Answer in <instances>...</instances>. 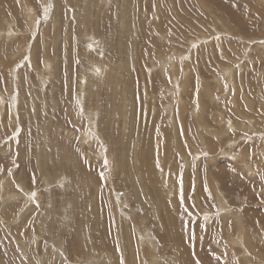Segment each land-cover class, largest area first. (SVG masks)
Returning <instances> with one entry per match:
<instances>
[{
	"label": "rangeland",
	"instance_id": "obj_1",
	"mask_svg": "<svg viewBox=\"0 0 264 264\" xmlns=\"http://www.w3.org/2000/svg\"><path fill=\"white\" fill-rule=\"evenodd\" d=\"M20 1L0 264H264V0Z\"/></svg>",
	"mask_w": 264,
	"mask_h": 264
},
{
	"label": "bare ground",
	"instance_id": "obj_2",
	"mask_svg": "<svg viewBox=\"0 0 264 264\" xmlns=\"http://www.w3.org/2000/svg\"><path fill=\"white\" fill-rule=\"evenodd\" d=\"M22 1H24V0H21L20 3H21ZM30 2H31V1H30ZM48 2H49V1H48ZM4 3H5V2H4ZM8 3H9V2H8ZM26 3H28V2H26ZM41 3H42V2H41ZM44 3H45V2H44ZM13 4H14V3H13ZM22 4H23L24 8H27L28 5L26 6V4H25L24 2H23ZM33 4H35V3H33ZM38 4H39V3H38ZM47 5H48V4H47ZM47 5H46V6H47ZM62 5H63V4H62ZM8 6H9V5H8ZM20 7L22 8V6H20ZM42 7H43V6H42ZM13 8H14V7H13ZM45 8H46V7H45ZM17 9H18V8H17ZM17 9H16V10H17ZM22 9H23V8H22ZM28 9H29V7H28ZM32 9H33V8H32ZM59 9H60V8H59ZM13 10H15V9H13ZM13 10H12V12H14ZM22 11H23V10H22ZM24 11H25V9H24ZM45 11H46V10H45ZM15 12H16V11H15ZM25 12H26V11H25ZM32 12H33V11H32ZM57 12H58V11H57ZM57 12H56V13H57ZM155 12H156V11H155ZM49 13H50V12H49ZM54 13H55V12H54ZM44 14H45V13H44ZM12 16H13V15H12ZM14 16H15V15H14ZM18 16H19V15H18ZM16 17H17V16H16ZM48 17H49V14H48ZM53 18H54V17H53ZM12 19H13V17H12ZM36 20H38V19H36L34 13H32V16L30 17L31 29H30V32H29L31 35H32V34L35 35L36 32H37V29L41 30V27H40V26H45V25H41V24H39V26L36 27V26L34 25L35 22H36ZM16 22H17V21H16ZM43 22H44V21H43ZM54 22H55V21H53V23H54ZM6 24H8V23L6 22ZM0 26H1V25H0ZM10 26H11V25H10ZM8 27H9V26H8ZM39 27H40V28H39ZM5 28H6V27H5ZM6 30H8V29H6ZM8 31H9V30H8ZM13 32H14V31H13ZM1 33H2V35H1L2 39L4 38V36H7V37L9 38L10 36L13 35V34L10 35L12 32H11V33L8 32V33H9V34H8L7 31H2ZM5 38H6V37H5ZM6 39H7V38H6ZM86 39L88 40V38H86ZM84 40H85V39H84ZM85 42H86V41H85ZM73 43H74V41H73ZM3 44H4V43H3ZM73 46H74V44H73ZM95 46H96V45H95ZM25 47H27V46H25ZM25 47H24V48L21 47L22 52H25V50H26ZM91 47H94V46L91 45ZM97 49H98V48H97ZM259 49H260V48H259ZM21 50H20V51H21ZM86 51H88V50H86ZM89 51H90V50H89ZM45 52H46V51H45ZM98 56H99V55H98ZM169 61H170V60H169ZM49 62H50V61H48L46 57L43 58L42 70H44L46 73H47V70L50 69V63H49ZM52 63H53V62H52ZM92 65H93V68H96V66H99V65H96L95 63H92L91 66H92ZM32 66H33V68H36V67H34V64L31 65V68H32ZM102 68H103V67H102ZM96 71H97V70H96ZM47 75H49V74H47ZM88 75H89V73H88ZM40 77H41V76H40ZM89 77H90V75H89ZM92 77H93V76H92ZM46 80H47V79H46ZM40 83H41V82H40ZM24 84H25V83H24ZM21 86H22V85H21ZM27 86H28V85H27ZM95 95H96V94H95ZM92 96H93V95H92ZM27 97H28V96H27ZM86 99H87V98H86ZM83 111H84V110H83ZM198 111H199V110H198ZM200 113H201V112H200ZM176 115H177V114H176ZM174 117H177V116H174ZM88 118H89V117H88ZM172 119H173V118H172ZM87 120H88V119H87ZM178 120H180V119H178ZM194 120H195V119H194ZM194 120H193V121H194ZM89 121H91V118H90ZM174 121H175V119H174ZM200 121H202V122L204 121V119H203V117L201 116V114H200V116H198V122H200ZM175 123H176V122H175ZM90 124H91V123H90ZM201 124H202V123H201ZM103 126H104V125H103ZM89 127H90V126H89ZM197 128H198V127H197ZM203 128H204V127H203ZM58 130H59V129H58ZM183 130H184V129H183ZM202 130H203L204 132L206 131V129H202ZM235 132H236V131H235ZM206 133H207V132H206ZM202 134H203V133H202ZM204 134H205V133H204ZM212 134H213L212 137H215L214 135H216V134H217L216 137L220 136L219 133H212ZM206 135H207L208 137H211L210 134H208V133H207ZM221 135H223V133H222ZM204 136H205V135H204ZM207 136H206V137H207ZM202 137H203V136H202ZM212 137H211V139H212ZM227 137H228V136H227ZM246 138H247V137H246ZM207 139H208V138H207ZM207 139H206V142H208V143L213 142V141H211L210 138H209L210 141H209V140L207 141ZM218 139H219V137H218ZM213 140H214V139H213ZM216 140H217V139H216ZM231 140H232V139H231ZM229 141H230V140H229ZM233 142H234V141H233ZM223 145H225V144H223ZM225 147H226V146H225ZM223 148H224V147H223ZM223 148H222V149H223ZM204 149H205V148H204ZM225 149H226V148H224V150H225ZM224 150L222 151V153H224ZM207 151H208V150H206V152H207ZM204 152H205V151H204ZM206 152H205V153H206ZM207 153H208V152H207ZM226 155H227V154H226ZM230 156H232V155H230ZM245 160H246V159H245ZM156 162H157L156 164H159V163H160V160H156ZM236 163H237V162H236ZM240 163H243V161H241V159L239 160V163H237V164L241 165ZM235 167H236V166H235ZM244 167H245V166H244ZM237 173H238V172H237ZM239 173H240V172H239ZM159 180L161 181V184L164 185V187L166 188V189H164V190H166V193H165V194H168V191L170 190V188H168L169 186H166V185H168V179H166V178H160ZM0 183H1V182H0ZM162 188H163V187H162ZM0 190H1V186H0ZM2 192H3V189H2ZM164 192H165V191H164ZM169 195H170V194H169ZM24 197H25V196H24ZM224 209H225V210H228V207H225ZM233 217H236V216L233 215ZM125 221H126V220H125ZM130 221H131V220H130ZM132 221H133V220H132ZM143 228H144V227H143ZM143 232H144V231H143ZM240 232H241V230H240ZM242 233H243V232H242ZM127 234H128V233H127ZM137 234H138V233H137ZM144 234H145V233H144ZM144 234H143V235H144ZM240 234H241V233H240ZM240 234H239V239L242 240ZM260 234H261V233H260ZM260 234H259V235H260ZM133 235H134V234H133ZM141 235H142V234H141ZM145 235H146V234H145ZM261 235H262V234H261ZM148 236H149V235H148ZM138 237H140V236H138ZM143 237H144V236H143ZM262 237H263V236H262ZM146 238H147V237H146ZM146 238H145V239H146ZM121 239H123V238L121 237ZM143 240H144V238H143ZM250 240H251V239H250ZM256 240H257V239H256ZM147 242L150 244V241H149V240H148ZM230 242H231V241H230ZM250 242H251V241H250ZM241 243H242V242H241ZM141 244H142V243H141ZM242 244H244V243H242ZM252 244H255V242L252 243ZM150 245H151V247H153V244H152V243H151ZM235 245H236V244H235ZM257 245H258V244H257ZM262 248H263V247H262ZM251 249H252V248H251ZM263 249H264V248H263ZM249 250H250V249H249ZM247 251H248V250H247ZM253 251H254V250H253ZM256 251H257V250H256ZM256 251H255V254L257 253ZM258 251H259V248H258ZM261 251H262V250H261ZM248 253H249V252H248ZM255 254H254V255H255ZM257 254H258V253H257ZM257 254H256V255H257ZM262 254H263V253H262ZM256 255H255V256H256ZM259 255H260V254H259ZM247 256H248V255H247ZM248 257H249V256H248ZM260 257H261V256H260ZM150 262H151V261H150ZM152 262H153V260H152Z\"/></svg>",
	"mask_w": 264,
	"mask_h": 264
},
{
	"label": "snow or ice",
	"instance_id": "obj_3",
	"mask_svg": "<svg viewBox=\"0 0 264 264\" xmlns=\"http://www.w3.org/2000/svg\"><path fill=\"white\" fill-rule=\"evenodd\" d=\"M105 163H107V162L105 161Z\"/></svg>",
	"mask_w": 264,
	"mask_h": 264
}]
</instances>
